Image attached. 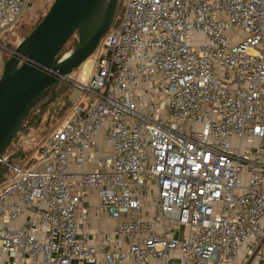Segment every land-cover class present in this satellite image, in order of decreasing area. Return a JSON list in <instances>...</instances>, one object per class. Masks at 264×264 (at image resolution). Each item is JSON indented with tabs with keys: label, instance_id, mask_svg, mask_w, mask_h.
Listing matches in <instances>:
<instances>
[{
	"label": "built area",
	"instance_id": "1",
	"mask_svg": "<svg viewBox=\"0 0 264 264\" xmlns=\"http://www.w3.org/2000/svg\"><path fill=\"white\" fill-rule=\"evenodd\" d=\"M88 63L62 125L0 156V264H264V0H120ZM87 194L111 233L79 232Z\"/></svg>",
	"mask_w": 264,
	"mask_h": 264
},
{
	"label": "water",
	"instance_id": "2",
	"mask_svg": "<svg viewBox=\"0 0 264 264\" xmlns=\"http://www.w3.org/2000/svg\"><path fill=\"white\" fill-rule=\"evenodd\" d=\"M117 0H52L33 28L2 58L0 72V156L17 141L30 109L41 108L54 97V89L93 52L111 24ZM74 36L68 53L59 54ZM7 45V44H6ZM40 118L36 120V124ZM47 118L44 125L48 123ZM17 152L16 155H18ZM23 154L19 155L22 158ZM5 168L0 169V175Z\"/></svg>",
	"mask_w": 264,
	"mask_h": 264
},
{
	"label": "rangeland",
	"instance_id": "3",
	"mask_svg": "<svg viewBox=\"0 0 264 264\" xmlns=\"http://www.w3.org/2000/svg\"><path fill=\"white\" fill-rule=\"evenodd\" d=\"M120 0L116 2V8ZM52 0H28L26 6L24 7L21 17L19 18L18 22L14 26L13 34L10 35L9 31L5 30L0 33V42L4 44H8L9 46H15L17 39L23 38L32 28L33 26L40 20L43 14L48 9L49 5L51 4ZM116 10V9H115ZM236 30H228L226 34H231ZM240 34V32H238ZM238 34V35H239ZM73 43V40H70L68 43V48ZM68 50V51H69ZM90 56V55H89ZM88 56V57H89ZM86 63H88V58L85 59L84 62L81 63L76 68H73L69 74V77L76 82L80 81V77H83ZM89 64V63H88ZM87 64V65H88ZM87 73V72H86ZM85 76V75H84ZM63 86V91L59 92L57 96L53 97L50 104V107L46 108L43 113L41 114V122L36 125V127H28L24 131H20L17 136V141L15 145L12 147V150L16 148H21L24 150H29L34 142L43 134L47 133L52 128H59L63 123L64 115L70 110L73 103L79 98V90L78 88L72 84L69 80H62L61 82ZM63 95V98L60 96ZM59 105V110H57L56 105ZM57 112V113H55ZM49 119L48 123L44 125V121ZM235 140L234 137L231 138L233 142ZM245 146V143L242 142V147ZM11 149L7 152V155L12 152ZM27 157H32L30 154L25 155L24 159ZM23 159L18 160V162H22ZM10 172L5 170L1 175L0 178L3 179L4 177L8 176ZM251 264H255V261L252 260Z\"/></svg>",
	"mask_w": 264,
	"mask_h": 264
},
{
	"label": "crops",
	"instance_id": "4",
	"mask_svg": "<svg viewBox=\"0 0 264 264\" xmlns=\"http://www.w3.org/2000/svg\"><path fill=\"white\" fill-rule=\"evenodd\" d=\"M96 198L93 194H87L84 200L80 201L75 217L77 218L78 229L80 231H86L89 235L98 237L99 235L109 234L112 232L114 227V222L107 216V214L102 212H97L94 209ZM143 212L146 216L150 217L152 214L151 209L148 206H144ZM12 260L11 256L7 257L6 262ZM71 264H83L76 261H73ZM100 264H107L103 261ZM115 264H130L128 260H123ZM167 264H180L178 253H172L167 261Z\"/></svg>",
	"mask_w": 264,
	"mask_h": 264
},
{
	"label": "trees",
	"instance_id": "5",
	"mask_svg": "<svg viewBox=\"0 0 264 264\" xmlns=\"http://www.w3.org/2000/svg\"><path fill=\"white\" fill-rule=\"evenodd\" d=\"M70 40H73V43H74V40H75V38H74V36H71L67 41H66V43L63 45V47L60 49V51H59V54H61V55H64V54H66V53H68L69 51V46H68V43L70 42ZM73 43H72V45H71V47L73 46ZM71 47H70V49H71ZM61 87H66L65 85L63 86V84L62 83H58L57 85H56V87H55V89H54V96L56 95L57 96V94H58V91L59 92H61V91H63V88H61ZM60 98H63V95H61L60 96ZM43 100H45V98L44 99H42L41 101H43ZM52 100H53V98H52ZM51 100V101H52ZM41 101H39L38 103H36L30 110H33V109H36L37 108V105L41 102ZM50 104H52V102H50L49 104H45L43 107H42V109L40 110V112H39V116H41V114L43 113V111L46 109V108H48V107H50ZM56 108H57V110H59L58 108H59V105L57 104L56 105ZM30 112V111H29ZM28 112V113H29ZM55 113H57V112H55ZM36 118H37V116H34V118H33V122H31L30 124H29V127L30 126H34V127H36V125L38 124H36V122H35V120H36ZM28 128V127H27ZM26 128H24V129H22L21 131H24ZM15 145V143H10L7 147H6V149L3 151V153H2V156L4 155V154H7V152L9 151V149H11L12 150V147ZM20 150H21V148H16V149H14V150H12V152L10 153V155L8 156V161L9 162H14V159H18L19 158V155L20 154H22V152H20ZM17 152H19L18 153V155H16L17 154ZM10 160H12V161H10ZM5 167V164L4 163H2V162H0V169H3ZM7 170V169H6ZM1 179V178H0Z\"/></svg>",
	"mask_w": 264,
	"mask_h": 264
},
{
	"label": "flooded vegetation",
	"instance_id": "6",
	"mask_svg": "<svg viewBox=\"0 0 264 264\" xmlns=\"http://www.w3.org/2000/svg\"><path fill=\"white\" fill-rule=\"evenodd\" d=\"M43 106H44V105H43ZM43 106H42V107H43ZM42 107L39 108L38 105H37V108H36V109L30 110V112L27 114V117H26V119H27V121H28V126H27V127H29V124H30L31 122L34 121V120H33L34 116H37L36 120H37L38 118H40V120H39L38 123L41 122V116H39V112H40V110L42 109ZM36 120H35V122H36ZM27 127H25V128H27Z\"/></svg>",
	"mask_w": 264,
	"mask_h": 264
},
{
	"label": "bare ground",
	"instance_id": "7",
	"mask_svg": "<svg viewBox=\"0 0 264 264\" xmlns=\"http://www.w3.org/2000/svg\"><path fill=\"white\" fill-rule=\"evenodd\" d=\"M88 63H86V66H85V71H84V75L86 74V72H87V70H88V65H87ZM83 75V76H84Z\"/></svg>",
	"mask_w": 264,
	"mask_h": 264
}]
</instances>
